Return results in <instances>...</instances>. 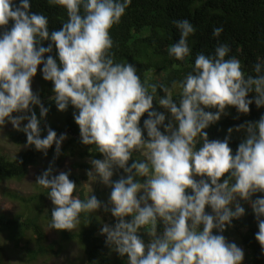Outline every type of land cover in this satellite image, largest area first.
<instances>
[{"label": "clouds", "instance_id": "9594fccd", "mask_svg": "<svg viewBox=\"0 0 264 264\" xmlns=\"http://www.w3.org/2000/svg\"><path fill=\"white\" fill-rule=\"evenodd\" d=\"M47 3L66 11L67 21L59 30L50 31L49 19L31 12L30 0H0V29L12 22L0 32V126L10 122L26 134L27 146L47 155L55 144L60 155L65 134L58 138L49 128L41 138V119L49 110L33 92L32 80L42 65L43 79L53 83L51 99L57 109L64 112L71 105L78 110L73 116L81 142L103 155L90 161V181L111 188L110 208L95 195L81 199L71 173L53 175L50 166L35 182L48 190L55 206L50 227L72 231L81 214L103 207L117 220L101 228L106 246L127 257V264H243L242 248L222 235L233 220L246 215L239 197L251 205L259 229L255 238L264 250V197L253 200L256 193H264V116L229 128L223 141L209 140L205 131L229 106L244 114L253 102L264 107V63L254 65L255 75L247 74L237 58H226L229 46L218 44L214 54L196 56L174 98L176 82L169 88L142 81L132 64L114 59L111 30L132 0ZM173 24L179 39L168 53L183 61L191 54L188 41L196 29L187 19ZM222 31L214 28L213 35L219 37ZM44 41L50 42L47 47ZM54 48L58 60L51 55ZM158 89L165 96L158 97ZM154 100L171 114L167 124L166 115L153 110ZM33 106L40 107V119ZM145 113L148 118L141 127ZM233 131L246 133L235 154L229 146ZM134 154L142 158L129 165ZM117 169L127 175L113 181ZM144 229L151 237L147 244L140 236Z\"/></svg>", "mask_w": 264, "mask_h": 264}, {"label": "trees", "instance_id": "16d2710c", "mask_svg": "<svg viewBox=\"0 0 264 264\" xmlns=\"http://www.w3.org/2000/svg\"><path fill=\"white\" fill-rule=\"evenodd\" d=\"M30 4L32 13L43 14L49 19L50 31L59 30L67 21L66 11L59 6H50L47 0H30ZM183 19L189 20L196 32L189 37L188 42L192 49L190 56L180 61L169 55L168 48L179 39V32L173 21ZM11 26L10 21L6 29H10ZM218 27H222L223 31L219 37H215L213 29ZM6 29H0V32ZM111 36L114 40L112 52L117 62L132 64L142 81L163 84L169 88L173 82H176L177 87L173 89V96L177 98L180 91L179 82L193 70L196 56L200 53L214 54L218 44H227L230 52L226 58H237L247 74L255 75L254 65L258 61L264 63V0H132L121 22L111 30ZM49 43L44 41L43 45L47 47ZM51 55L58 60L55 48ZM42 67L41 65L40 68ZM40 68L35 77L39 78L43 84L35 94L38 95L43 106L49 110L47 116L41 119V138L46 137L48 129L51 128L57 133L58 138L61 134H65L67 139L61 145L59 156L56 155L55 144L48 149L47 155L36 150L35 146H28L13 158L0 151V183L6 180L24 179L31 166L36 165L42 157L50 159L53 175H55L66 155L72 159V168L82 170L84 172L82 179L88 180L87 172L92 168L90 161L94 158L103 159V155L98 153L94 145H84L81 142L80 129L73 116V113L78 110L71 105L64 112L57 109L55 102L51 99L54 96L53 83L43 79ZM157 96L163 97L165 93L158 89ZM253 97L254 93H250L248 98L253 99ZM153 110L166 115V124L171 119V114H166V110L161 108L157 100L153 102ZM33 111L40 119V107L33 106ZM206 111L216 112L217 109H206ZM27 114L31 115V113ZM13 115L21 114L13 113ZM262 116H264V107L258 108L254 102L250 105V111L247 114L239 113L235 107L229 106L221 119L205 131L208 133L209 140L223 141L229 135V128L235 129L248 122L255 123ZM147 118V113L141 117V127ZM9 123L6 121L0 129ZM245 136L246 133L243 131H233L229 142L233 154ZM10 138L18 145H27L26 134L22 131L11 132ZM140 158L142 157L139 154H134L129 165ZM126 175L123 169H117L112 179L118 181L121 176ZM69 178L80 186L81 199L86 195H92L93 188L87 192L82 185V179L74 176ZM6 194L12 200L19 201L23 209L15 214L0 212V264L3 263L5 254L1 241L2 235H5L18 249L23 247V242L26 240L35 241L38 246L37 251L29 250L30 257L34 259L38 256L37 254L45 250L47 237L43 221L51 222V211L54 208L48 205V190L44 188L30 196L11 191ZM257 197H264V193H256L253 200ZM240 203L245 208L246 215L233 220L232 226L227 228L228 234L239 237V245L245 254L243 264H264V250L255 238L259 231L255 214L247 201ZM98 213H109L113 226L117 222L110 211L81 214L82 229L78 232L60 230L61 239L77 240L81 244L85 257L82 264H127V257H121L106 246V235L101 234V228L105 224L104 220L98 217ZM131 219L132 217L126 218L129 221ZM163 227L161 223L157 231L162 233ZM214 234H216L215 230ZM140 236L146 244L151 240L146 229L141 231ZM54 244L60 249L59 242L52 243L53 246Z\"/></svg>", "mask_w": 264, "mask_h": 264}, {"label": "rangeland", "instance_id": "374dc122", "mask_svg": "<svg viewBox=\"0 0 264 264\" xmlns=\"http://www.w3.org/2000/svg\"><path fill=\"white\" fill-rule=\"evenodd\" d=\"M43 82L37 78L34 77L32 80V90L34 93H36L37 90H39L42 87ZM163 108V107H161ZM166 110V109H165ZM166 114H170L166 110ZM27 122H23L21 124V127H23ZM17 129L14 128V126L9 123L4 128L0 129V151L13 158L17 154H19L21 151L25 150L28 146L27 145H18L14 143L11 138L10 134L11 132L15 131ZM72 159L66 155L63 160L61 166L56 171L55 175H58L60 172H70V176H74L78 179H82V176L84 175V172L82 170L74 169L72 168ZM50 159L47 157H42L39 162L31 166L27 176L22 180H6L0 183V212L5 214H15L16 212H20L23 207L22 204L19 201L12 200L6 192H17L24 196H30L35 193L40 192L42 187L37 185L36 178L37 176L41 175L44 171H46L50 167ZM197 180H200L201 178L196 177ZM96 182V181H95ZM95 182H91L90 179L83 180L82 179V185L84 186L85 190L87 192H90V190L94 187ZM77 185V184H76ZM80 189V186L77 185ZM97 195L96 197L98 200L103 202L104 205H107L108 207L111 206L108 204L109 198H110V187L103 185L97 180ZM76 195V193H74ZM237 200L239 202H242L243 200H240L239 197H237ZM48 205L49 207H55L52 204V201L50 198H48ZM99 211H104L103 208H101ZM206 211L211 212L210 208H206ZM109 214V213H108ZM107 213H98V217L104 220V224H107L109 226H113V222L110 219V216ZM51 222L44 220L43 225L46 232V242H45V252H41L37 254L38 256L36 258H31L29 250L37 251L38 246L35 241H24L23 247L21 249H18L14 246L12 242H10L5 235H2L1 241L5 249V254L3 258L2 264H82L84 263L85 257L84 252L81 244L77 240H70V241H64L61 239L60 230L52 229L50 227ZM83 223L80 220V223L70 232H78L82 229ZM147 232V230H146ZM148 233V232H147ZM222 235L225 236V238L229 242H234L238 246L240 244V239L237 235L228 234V231L222 233ZM59 242L61 244L60 249H58L57 245L52 243ZM28 248V249H27Z\"/></svg>", "mask_w": 264, "mask_h": 264}, {"label": "water", "instance_id": "95a60500", "mask_svg": "<svg viewBox=\"0 0 264 264\" xmlns=\"http://www.w3.org/2000/svg\"><path fill=\"white\" fill-rule=\"evenodd\" d=\"M96 188H97V181L95 182L94 184V187H93V191H92V195H95L96 193ZM104 205V204H103ZM103 208V207H102ZM241 248V247H240Z\"/></svg>", "mask_w": 264, "mask_h": 264}, {"label": "flooded vegetation", "instance_id": "af4514ba", "mask_svg": "<svg viewBox=\"0 0 264 264\" xmlns=\"http://www.w3.org/2000/svg\"><path fill=\"white\" fill-rule=\"evenodd\" d=\"M239 247H240V245H239Z\"/></svg>", "mask_w": 264, "mask_h": 264}]
</instances>
